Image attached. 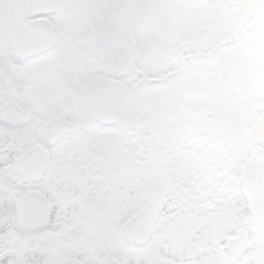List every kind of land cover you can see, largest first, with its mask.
<instances>
[{"label":"snow or ice","instance_id":"snow-or-ice-1","mask_svg":"<svg viewBox=\"0 0 264 264\" xmlns=\"http://www.w3.org/2000/svg\"><path fill=\"white\" fill-rule=\"evenodd\" d=\"M225 6L29 0L22 20L0 18V264H62L70 224L89 241V264H215V249L185 241L264 183L233 180L228 147L189 129L206 86L239 54L215 19ZM260 241L253 224L222 264H264Z\"/></svg>","mask_w":264,"mask_h":264},{"label":"rangeland","instance_id":"rangeland-1","mask_svg":"<svg viewBox=\"0 0 264 264\" xmlns=\"http://www.w3.org/2000/svg\"><path fill=\"white\" fill-rule=\"evenodd\" d=\"M221 2L226 6L215 14V19L218 26L230 32L238 42L239 54L224 63L220 74L206 86V92L213 91L218 98L219 114L213 122L227 128L228 136L220 143L226 145L232 155L230 166L238 165L244 171L264 163V7L259 6L256 18L258 11L253 10H257V6L254 7L257 0ZM194 123L190 121L189 126L195 130L201 128ZM211 125L215 128L214 123ZM216 129H220L217 124ZM193 133L199 139L200 136ZM212 219L203 222L212 226L209 223ZM113 221V218L104 221L106 230H111ZM59 248L64 249V241H60Z\"/></svg>","mask_w":264,"mask_h":264},{"label":"flooded vegetation","instance_id":"flooded-vegetation-1","mask_svg":"<svg viewBox=\"0 0 264 264\" xmlns=\"http://www.w3.org/2000/svg\"><path fill=\"white\" fill-rule=\"evenodd\" d=\"M11 102L24 112H29L31 109V105L28 101L13 99ZM2 106H4V104H0V107ZM218 107V98L215 96L213 91H209L206 92L204 103L200 106V110H197L194 113L197 114L198 111H200L201 115L206 116L205 120L210 124V127L211 124L214 123L213 118L217 115L215 113V109H218ZM190 121L192 123L195 122L192 118ZM189 129L192 133L196 132L200 136L199 139L204 143L211 144L213 142H221L223 140H214L211 136H214L213 131H211L212 133L207 134V136L201 137L198 131H205V128L202 127L195 130L193 127L189 126ZM231 161L232 155H230L229 158V165L232 164ZM166 163H168L169 166H175L173 161H166ZM231 168L234 170L232 175L233 180L237 178V173L243 176L248 171H243L238 165L232 166ZM254 170H258V166H256ZM249 208V204L245 205L241 201L230 203L225 208L221 209L214 217H210L213 218L209 221L212 226L209 225L203 234H197L195 237L186 240L185 243L194 251L215 249L213 260L215 261V264H222V253L224 251L230 248L233 254H237L249 241V234L252 231L254 224L250 215L248 219L247 213L249 214ZM112 218L114 219L113 223L118 220V217L116 216H113ZM131 219L132 218H129L128 221ZM59 239L60 241H64L62 264H89L90 257L83 251L84 246L87 245L89 241L82 235L81 232L73 231L70 224ZM259 243L261 247H264V241H260ZM161 251L163 250L161 249ZM101 259L102 257H97V260ZM158 259L163 260L166 258L161 256L158 257ZM111 260L112 264H116V257H112Z\"/></svg>","mask_w":264,"mask_h":264},{"label":"water","instance_id":"water-1","mask_svg":"<svg viewBox=\"0 0 264 264\" xmlns=\"http://www.w3.org/2000/svg\"><path fill=\"white\" fill-rule=\"evenodd\" d=\"M28 3L29 0H0V18L8 19L13 22L22 20L29 11L27 7ZM10 103L16 112L27 113L22 111L14 103ZM244 175H247L250 178L249 183L255 186L257 185L258 178L264 177V170L258 169L255 171H248ZM249 206L254 210L251 216L254 224L259 227H264V183H261L257 190L249 197ZM127 223L131 224L132 219Z\"/></svg>","mask_w":264,"mask_h":264},{"label":"trees","instance_id":"trees-1","mask_svg":"<svg viewBox=\"0 0 264 264\" xmlns=\"http://www.w3.org/2000/svg\"><path fill=\"white\" fill-rule=\"evenodd\" d=\"M261 4H262V0H257V4H255V6H254V7L257 6V10H253V11H258V12H256V15H257L256 18H258V14H259V12H260V10H259V6H261ZM257 13H258V14H257ZM240 26H241V25H240ZM240 26H239V28H240ZM239 28H238V30H239ZM238 30H237V31H238ZM197 110H200V107H199ZM191 118H192L193 121H195L200 127L205 128V131H203V132L198 131L199 134L201 135V137H203V136H207V134L212 133L211 131H214V136L211 135V136L213 137L214 140H217V138H218V139H222V138L225 139V137L228 136V131H227V128H226V126H225L224 124L222 125V124L219 123V122H214V124H215V128H213L212 125L209 127L210 124L205 120L206 116L201 115L200 111H198L197 114L193 113ZM216 124H217L218 126H220V129H219L218 131H217V129H216ZM216 131H217V133H215ZM251 137H252V135H251ZM258 167H262V168H264V163H259V164H258ZM247 215H248V219H249V214L247 213Z\"/></svg>","mask_w":264,"mask_h":264}]
</instances>
